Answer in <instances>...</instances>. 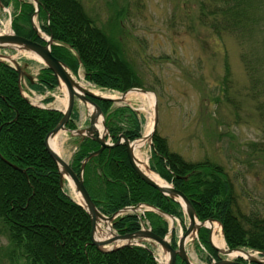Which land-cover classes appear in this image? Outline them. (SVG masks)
<instances>
[{"label": "trees", "instance_id": "1", "mask_svg": "<svg viewBox=\"0 0 264 264\" xmlns=\"http://www.w3.org/2000/svg\"><path fill=\"white\" fill-rule=\"evenodd\" d=\"M39 2L37 21L40 29L52 37L53 55L73 72L78 71L81 62L88 79L98 87L119 92L134 87L145 88L135 77L131 66L126 64L127 68L122 72L125 64L117 46L115 49L119 54L102 46L101 50L99 44L91 42L88 36L93 34L98 38L100 32L89 27L92 21L81 2ZM2 3L14 10L12 26L17 35L46 43L35 33L32 18L36 9L30 0H2ZM253 3L258 4V10H252ZM258 11L264 12L263 0H202L198 17L203 27H211L219 34L229 31L237 35L241 32L249 39L248 33L254 28L247 18ZM85 38L89 40L84 45ZM262 39L264 41V36ZM251 43L256 44L255 41ZM247 68L251 69L248 63ZM17 78V71L0 61V219L13 247L9 257L11 263L15 264L18 257H24L28 264H156L150 250L129 248L104 254L90 244L87 246L90 243L91 219L61 186L57 165L44 144L47 134L60 123L63 114L31 106L18 89ZM40 80L53 90L58 85L49 70L43 71ZM251 83V93L261 107L264 103V80ZM98 103L114 141L121 134L131 141L142 136V123L136 111L130 107L113 109L110 102ZM257 111L264 128V107L257 108ZM73 119L67 125L69 129L76 127ZM153 142L152 170L184 192L201 221L211 219L220 222L226 240L233 248L247 246L264 252V217L256 212H243L238 207L239 213L233 211L237 200L226 170L218 169L210 162L199 165L185 163L178 154L170 152L166 139L158 133ZM98 149L96 142L90 139L82 141L74 154L72 169L79 174L84 159ZM259 152V159L264 161V146ZM84 178L93 201L108 217L126 206L146 202L182 219L180 205L169 204L167 200L172 199L149 187L133 170L124 145L92 159ZM113 183H118V187ZM103 189H106V194L97 193ZM99 199L105 200L106 204H100ZM147 219L157 235H166L167 223L161 215L149 212ZM125 221L127 229L122 230V234H132L140 229L135 215L116 219L114 227L119 229ZM208 234L207 229H202L200 239L202 244L210 246ZM210 250L212 257H217L218 252L212 247Z\"/></svg>", "mask_w": 264, "mask_h": 264}, {"label": "rangeland", "instance_id": "2", "mask_svg": "<svg viewBox=\"0 0 264 264\" xmlns=\"http://www.w3.org/2000/svg\"><path fill=\"white\" fill-rule=\"evenodd\" d=\"M78 1L92 21L89 27L100 32L98 38L93 34L88 36L91 42L99 44L101 50L106 47L119 54L115 49L117 46L125 64L122 72L127 68L126 64L131 66L144 89L155 91L160 116L157 133L166 139L170 152L178 154L187 164L210 162L216 168L226 170L237 200L233 211L239 213V208L264 217V161L259 159V149L264 146V128L257 113V108H263L264 103L258 107V100L251 93V82L264 80V12L251 13L247 18L254 28L249 31L248 39L241 32L237 35L229 31L219 34L211 27H203L198 17L202 0ZM251 8L256 11L259 6L253 3ZM13 14V9L0 8V34L5 35L6 25L11 29L10 15ZM89 39L85 38L83 44ZM1 52L9 60H16L22 71L24 69L32 75L44 65L27 52ZM246 62L251 69L247 68ZM76 75L87 88L108 96H123L118 90L96 86L81 69ZM27 96L33 103H41L36 92ZM51 96L56 103L50 108L66 110L68 94L61 87L50 93ZM124 106L138 111L139 120L143 122V137L155 121V111L149 99L136 93L114 104V108ZM78 116L81 121L77 122ZM90 116L88 105L77 100L73 118L79 130L89 126ZM62 137L65 138L62 151L71 164L79 143L73 140L75 133L72 136L66 131ZM147 150L150 160V147ZM64 190L74 199L69 183ZM167 221L179 241L183 228L189 226V219L181 222L167 218ZM206 226L210 235L214 231L218 239L225 241L227 249L224 251L227 253L217 247L219 258L214 261L201 249L197 237L187 245L191 260L195 264L238 261V257L226 258L233 252L228 251L230 246L220 225ZM151 245L156 248L160 262L162 248L154 242ZM12 250L0 219V264H13L9 258ZM15 264L28 263L24 257H18Z\"/></svg>", "mask_w": 264, "mask_h": 264}, {"label": "bare ground", "instance_id": "3", "mask_svg": "<svg viewBox=\"0 0 264 264\" xmlns=\"http://www.w3.org/2000/svg\"><path fill=\"white\" fill-rule=\"evenodd\" d=\"M38 11H40V8L38 9ZM11 18H13V16L10 15ZM33 19V18H32ZM6 30L4 34H9V33H12V29H10L8 27V25H6ZM31 54L33 57H35L36 59H39L35 54L33 53H29ZM65 66H66V70L68 72V74L76 81V83L78 84V86H80L81 88H84L90 92H92L93 94L97 95V96H100V97H108V98H111L113 100H115L116 102H111V101H108L110 103L113 104V109H116L114 108V104L115 103H120L124 100H126L127 98H129L132 94H139V95H143L144 97L148 98L151 105L153 106V109L155 111V104H156V98H155V95L152 94V92H148V93H142V92H139V91H134L136 89H143V88H138V87H134V88H130L128 89L127 91L125 92H120L123 94V96H115V95H106V94H102V92L100 91H97V90H93L91 88H87L84 86L83 83H81L79 81V78L78 76L79 75H76L77 72H73L70 67L68 65H66L65 63H63ZM81 66L78 70H84V68L82 67V63L80 62ZM44 70H49L52 75L56 78V80L58 81V78L57 76L55 75V73L53 71H51L49 68L47 67H42L40 68V70L38 71V73L36 75H32L30 74L29 72H24V74L22 75H18V78H17V87L18 89L21 91V90H24V89H30V90H38V91H50V90H53V88H50L48 85L44 84L41 82L40 80V76L41 74L43 73ZM56 85V83H55ZM60 85H61V88L65 91L66 95H67V87L65 85V83L60 80ZM59 86V84L57 85ZM122 100V101H120ZM88 107H89V110H90V113L91 115H93L95 113V107L92 105V104H88ZM101 108V106H99ZM124 107H130L131 106H124ZM102 110V108H101ZM102 115L100 116V118L98 119V122H97V130L98 132L101 134V135H106V130L104 128V125H103V118L102 116H105L104 115V112L102 110ZM81 121V117L78 116L76 121ZM141 123L143 124V122L141 121ZM91 125V116H90V120H89V126ZM152 126L149 127V129L146 130L145 134L143 135V137H140L139 139H136L134 141H131L128 139V137L125 135V134H121L120 135V138L122 136H125L128 140H129V143H130V147L132 149V153L134 155V158L136 160V164L138 166V168L140 169V171L142 173H144L148 178H150L151 181H153L155 184H157L158 186L160 187H164V188H168L170 185L168 182H166L164 180V178L159 174L157 173V171H153L151 166H150V163H152V160H153V147H154V142H152V140H154V137L152 139V130H153V127H154V123L152 122L151 124ZM64 134H66L65 131H62L60 132L53 140H50L49 144H50V147L66 162V159H65V156L63 154V145H64V140L65 138L62 137ZM92 140V139H91ZM124 141V139H122ZM94 142H96L95 140H92ZM98 145H99V149L101 148L100 144L98 142H96ZM106 143L110 146L114 145L113 143L111 142H108L106 141ZM152 143V144H151ZM45 144V142H44ZM125 146V144H124ZM126 147V146H125ZM151 149V152H149L150 154V160L148 158V150L147 148ZM45 148H46V145H45ZM117 149V147H110V148H107V149H104L103 152H111L112 150H115ZM126 151H127V147H126ZM101 152L99 154V156L103 153ZM127 155H128V152H127ZM1 156V155H0ZM2 158V157H1ZM73 159H74V156H73ZM128 159H129V156H128ZM4 160V159H3ZM5 161V160H4ZM130 161V159H129ZM131 164V162H130ZM132 166V164H131ZM133 168V166H132ZM58 169V168H57ZM133 170L135 171V169L133 168ZM58 172H59V175H60V171L58 169ZM136 172V171H135ZM76 173V172H75ZM137 173V172H136ZM77 174V173H76ZM138 174V173H137ZM78 177L81 176V173L77 174ZM139 176V175H138ZM85 171L84 173L82 174V178H83V182H84V186H85ZM140 177V176H139ZM141 178V177H140ZM185 178V177H184ZM64 179L67 180L69 182V184L71 185L72 187V190H73V193H74V202L79 205H85V202L81 196V194L76 190L73 182L71 181L70 177L67 176V175H64ZM181 179V178H179ZM141 180H143L141 178ZM144 181V180H143ZM145 182V181H144ZM60 183H61V186H62V178H61V175H60ZM149 187L157 190L158 192H160L158 189L154 188L153 186H151L150 184H148L147 182H145ZM116 184L118 183H113V186H117ZM118 187V186H117ZM86 188V186H85ZM173 188L184 194V192L182 190H177L174 186ZM87 189V188H86ZM107 189V188H106ZM106 189H103V190H99L97 193H100L102 195L106 194ZM89 193V192H88ZM162 195L163 193L160 192ZM90 195V194H89ZM185 195V194H184ZM165 197L167 198H170L172 200H167L169 202V204H174L176 206V203L180 205L181 207V213H182V219L176 217V216H172V215H169V214H166L164 213V216H162V218L164 219V221L167 223V233H166V240L172 245V247L179 252L180 250V242L182 239H184V248H185V252H186V255H187V258L188 260L192 263V264H195L191 258H190V255L188 253V250H187V245L188 243H192L194 241V239H196L198 237V241L200 243L201 242V237H200V231L199 229H202L205 225H209L212 227V225L214 223H217L220 225V228L223 229V226L220 222L218 221H215V220H211V219H207V220H204V221H201L199 218H198V215L196 213V225H195V228L194 230L192 231V233L188 236V237H184L183 236V230L185 229V227L183 228L182 230V233L180 234V239L179 241L177 240V237H175L172 233V230L170 228V225L168 224L169 222L167 221V218H170V219H177V220H180L181 222H185L187 219H189V225H191V219L187 213V211L185 210V205L186 203L182 200H180L179 197H172L170 195H164ZM91 199H92V196L90 195ZM93 201V199H92ZM99 202L100 204H103L105 205L106 204V201L105 200H101L99 199ZM94 205L97 207L96 203L93 201ZM144 204H138V205H134V206H126L124 208H121L119 209L117 212H115L114 214H117L119 212H122L123 210L127 209V211H125L123 214H120L116 219L119 220V219H122V218H125L127 215H135L137 216L138 218V221H139V225H141V229L142 231L146 232V231H151L152 233H154L155 235H157L153 229H152V224L150 223V221L147 219V211L148 210H159L161 211L160 209L154 207V205H150L149 203H146V202H143ZM144 206H149L147 209H144L143 207ZM136 208L137 210L136 211H133L132 209ZM97 209L99 210V208L97 207ZM144 209V210H143ZM100 211V210H99ZM140 211V212H139ZM88 213V212H87ZM100 213L102 214V212L100 211ZM88 216L90 217L89 213H88ZM105 217H107L106 215H104ZM91 219V217H90ZM115 219V220H116ZM91 224H92V220H91ZM184 225V224H183ZM203 225V226H202ZM197 226H201L199 229H197ZM127 229V222H123L120 224V227L119 229H116L114 226L112 227L111 223L109 221H105V220H102V219H99L98 221V231H97V234H96V241H106V240H113L115 239L116 237H118L119 235L120 236H123L124 234L121 233L122 230H125ZM170 233H172L171 236H168L170 235ZM223 233H224V239L226 238V235H225V230H223ZM130 234V233H128ZM211 233L208 234V241L209 242H213V244L218 247L220 250L224 251L225 248L227 249V246H226V243L225 241L222 239H218L217 238V235H216V232L213 231L212 235H210ZM116 236V237H115ZM158 236V235H157ZM115 237V238H114ZM143 241H147V242H144ZM118 241H114L113 243H111L110 245H108L107 247H105L104 249L105 250H108L107 252H102L100 251L97 246L95 245L94 243V240H92V237L90 236V243L87 244V246L90 244L92 245L94 248H96L97 250H99L101 253H104V254H108L110 253L109 250L112 249V248H117V250H115V252H118V251H121V250H125V249H129V248H139V249H142V250H150L151 254L153 255V258H154V261L156 262V264H159L161 262V264H169L170 262V251L164 249L162 246L160 245H157L159 247L162 248V252H161V256H160V262H159V255H157L155 252L157 251L156 248L154 246H152V242L156 243L155 241L149 239V238H141V239H137V240H133L130 244H127V245H123L125 244L124 242L125 241H122V242H119L117 243ZM135 242H139V243H135ZM227 242V241H226ZM228 244V242H227ZM230 246V249L228 251L230 252H233V254L229 255V257L227 256L226 258H230V257H234V258H238V261H231V260H228V262L226 263H229V262H232V263H238V264H264V252L260 251V250H257V249H252V248H248L247 246H241V247H237V248H233L234 246H231L230 244H228ZM201 246V245H200ZM211 247L213 248L212 245L208 246V245H205L204 243L202 244L201 246V249L204 250V252L206 253V255H210V256H213L212 252H211ZM233 248V250H232ZM214 249V248H213ZM241 249V251H244V252H237L236 250H239ZM252 249V250H250ZM235 251V252H234ZM226 252V251H224ZM227 253V252H226ZM255 257L253 259L257 260L258 262L254 261V260H250L248 259L249 255ZM219 257H217L218 259ZM231 259V258H230ZM139 262V261H138ZM261 262V263H259ZM176 264H186V262L178 255L177 258H176ZM217 264H220V262H218Z\"/></svg>", "mask_w": 264, "mask_h": 264}, {"label": "water", "instance_id": "4", "mask_svg": "<svg viewBox=\"0 0 264 264\" xmlns=\"http://www.w3.org/2000/svg\"><path fill=\"white\" fill-rule=\"evenodd\" d=\"M34 2L36 3L37 6H39L38 0H34ZM0 5H1V0H0ZM51 46H52V40H49L48 44L46 46H44V45H41L39 43L33 42L32 40L26 39L24 37L17 36L15 34L0 35V50L11 49V50H18V51H26L28 53L35 54L39 58V60H41L46 65L47 68H49L51 71H53L55 73V75L58 78V81L60 82V80H62L67 87V92H68V108H67V111L65 112L64 118L61 120L59 125L47 135V137L45 139V145H46V149H47L49 155L54 160V162L56 163V165L60 171V175L62 178V185L64 182V175H67L70 177V179L73 182L76 190L81 194V196L85 202V205H81V206H83V208L89 213L91 220H92L91 237H92V240H94L95 245L97 246V248L100 251L107 252L108 250H105L104 248L107 247L108 245H110L111 243H113L114 241H118L117 243L125 241L124 242L125 244H123V245H127V244H130L133 240H137V239H141V238H149V239L155 241L160 246H162L164 249L170 251V262H169V264H176V258L178 255L186 262V264H192L188 260L186 252H185L184 239H182L180 242V246H179L180 250L178 252L172 247V245L165 238H161V237L155 235L154 233H152L151 231H146V232L138 231L135 234H127V235H123V236L119 235L118 237L115 236L116 238L114 237L115 239H113V240L109 239L106 241H98V240L96 241V233L98 231L99 219L109 221L111 223V225H113V221L120 214H123L125 211H127V209H125L122 212L115 214L113 217H110V218L105 217L103 214L100 213V211L94 205L87 189L84 186L82 174L85 171L87 163L93 157H96L101 152H103L104 149H107L110 147H117V146L125 144V146L127 147L128 156H129V159H130V162H131L133 168L135 169V171L138 173V175L145 182H147L148 184H150L154 188L158 189L164 195H170L174 198L179 197L180 200H182L186 203L185 210L187 211V213L191 219V225L188 228L184 237H188L190 235V233H192V231L195 228L196 212H195L194 207L192 206V203L188 200V198L184 194L176 191L172 186H169L168 188L158 186L153 181H151L150 178H148L144 173H142L140 171V169L138 168V166L136 164V160L134 158V155L132 153V149L130 147L129 140L125 136H122L121 138H119L117 143L112 145V146H110L106 143V141H107L106 135L105 134L101 135L97 130L98 119L100 118V116L103 113H102V110L96 101H106V102L107 101L116 102V101L111 99V98H108V97L97 96V95L93 94L92 92L78 86L76 81L68 74V72L66 70V66L61 61H59L58 59H56L52 55ZM15 64L18 68V73L20 75L24 74V72L22 71V69L18 65V63L15 62ZM134 91H139V92H142L144 94L148 93V91L142 90V89H136ZM152 94L155 95V98L157 100L156 94L155 93H152ZM76 99H80L85 104H92L95 107V113L93 115H91V125L87 130H85V133H83L82 131H77V132H75V134L81 135L83 138L87 137V138H90L92 140H95L101 146V148L97 152L90 154L89 157L85 159V161L83 162L82 167H81V176L80 177H78L77 174L72 170L70 164L66 163L50 147V144H49L50 140H53L60 132L67 131L66 125L72 116ZM120 101H122V100H120ZM102 118H103V116H102ZM103 125H104V128L106 130V134H108L109 131L106 127L105 120H103ZM158 125H159V111H158V104L156 101V104H155V121H154L153 130L151 133L152 139H153V137H154V135L158 129ZM122 139H124V141ZM132 210L136 211L137 209L134 208ZM200 227L201 226H197V229H199ZM117 248L118 247L112 248L109 250V252L115 251V250H117ZM239 252H244V251L240 250ZM244 253H246V252H244ZM253 258H255V257H253L251 255H249V257H248V259L258 262L257 260H255ZM226 262H228V261L220 262V264H238V263H232V262L226 263ZM259 263H261V262H259Z\"/></svg>", "mask_w": 264, "mask_h": 264}]
</instances>
